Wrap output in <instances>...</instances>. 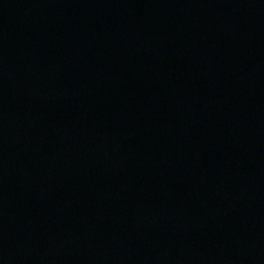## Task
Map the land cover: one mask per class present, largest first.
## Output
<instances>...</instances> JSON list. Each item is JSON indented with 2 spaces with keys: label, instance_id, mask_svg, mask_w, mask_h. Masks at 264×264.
I'll list each match as a JSON object with an SVG mask.
<instances>
[{
  "label": "water",
  "instance_id": "water-1",
  "mask_svg": "<svg viewBox=\"0 0 264 264\" xmlns=\"http://www.w3.org/2000/svg\"><path fill=\"white\" fill-rule=\"evenodd\" d=\"M0 264H264V0H0Z\"/></svg>",
  "mask_w": 264,
  "mask_h": 264
}]
</instances>
